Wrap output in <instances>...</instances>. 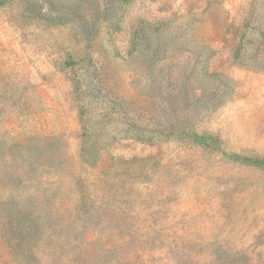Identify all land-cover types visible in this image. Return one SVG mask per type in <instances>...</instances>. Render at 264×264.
I'll list each match as a JSON object with an SVG mask.
<instances>
[{
  "label": "rangeland",
  "instance_id": "374dc122",
  "mask_svg": "<svg viewBox=\"0 0 264 264\" xmlns=\"http://www.w3.org/2000/svg\"><path fill=\"white\" fill-rule=\"evenodd\" d=\"M233 153L264 158V0H0V264H264Z\"/></svg>",
  "mask_w": 264,
  "mask_h": 264
},
{
  "label": "trees",
  "instance_id": "16d2710c",
  "mask_svg": "<svg viewBox=\"0 0 264 264\" xmlns=\"http://www.w3.org/2000/svg\"><path fill=\"white\" fill-rule=\"evenodd\" d=\"M190 138L192 141L196 143H201L204 145H208L210 147L218 148V141L210 135H199L195 132L190 134ZM230 156L235 160L244 161L247 163H251L253 165H258L264 167V158L260 157H249V156H242L237 153L230 154Z\"/></svg>",
  "mask_w": 264,
  "mask_h": 264
}]
</instances>
